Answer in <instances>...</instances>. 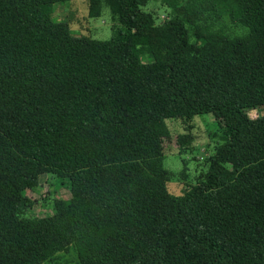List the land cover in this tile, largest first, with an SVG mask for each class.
Returning a JSON list of instances; mask_svg holds the SVG:
<instances>
[{"label": "trees", "instance_id": "obj_1", "mask_svg": "<svg viewBox=\"0 0 264 264\" xmlns=\"http://www.w3.org/2000/svg\"><path fill=\"white\" fill-rule=\"evenodd\" d=\"M71 1L0 0V264H264V0H161V26L147 0H88L108 40L52 21ZM203 115L220 142L173 196L165 122ZM43 175L70 198L36 216Z\"/></svg>", "mask_w": 264, "mask_h": 264}, {"label": "rangeland", "instance_id": "obj_2", "mask_svg": "<svg viewBox=\"0 0 264 264\" xmlns=\"http://www.w3.org/2000/svg\"><path fill=\"white\" fill-rule=\"evenodd\" d=\"M182 0L180 3H184ZM153 26L165 24L172 16L173 11L166 7L161 0H147L141 7ZM54 23H65L70 33L75 37H85L91 40H108L118 27L113 20L109 9L101 3L97 11H91L88 0H74L63 5H57L51 14ZM227 27L231 26L226 23ZM217 27L220 26L216 25ZM189 41L195 42L192 30ZM134 44L143 45V38L133 39ZM197 43V42H196ZM144 60V59H143ZM261 110H249L247 114L254 118L262 114ZM169 138L163 143L162 164L168 173L167 191L173 196H180L192 186L203 180L208 170V159L213 154V147L220 142L223 129L221 123L211 115L196 116L188 120H166ZM184 135L188 142L179 145L177 139ZM27 198L33 202V214L36 216L48 213L55 201H64L70 198L66 185L56 183L51 177L43 175L39 178L38 186L26 192ZM53 264H78L73 249L61 252L55 256Z\"/></svg>", "mask_w": 264, "mask_h": 264}]
</instances>
